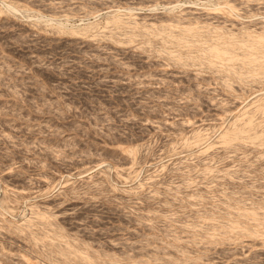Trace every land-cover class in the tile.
<instances>
[{
  "label": "rangeland",
  "instance_id": "obj_1",
  "mask_svg": "<svg viewBox=\"0 0 264 264\" xmlns=\"http://www.w3.org/2000/svg\"><path fill=\"white\" fill-rule=\"evenodd\" d=\"M260 34L264 0H0V264H264Z\"/></svg>",
  "mask_w": 264,
  "mask_h": 264
},
{
  "label": "bare ground",
  "instance_id": "obj_2",
  "mask_svg": "<svg viewBox=\"0 0 264 264\" xmlns=\"http://www.w3.org/2000/svg\"><path fill=\"white\" fill-rule=\"evenodd\" d=\"M232 7V6H231ZM233 8V7H232ZM114 20H112L115 24H119V23H121V21H120V19L119 18H113ZM121 25V24H120ZM183 27V26H182ZM179 29H182V30H180V32L182 33L181 35H175L173 38H174V40L176 41V42H178V43H184V42H186L187 43V37H185V35H190L191 34V36L193 35V37H194V30L191 28V27H185V28H179ZM166 35H168L167 33H166ZM169 35H171V37H168L169 39L171 38L172 39V35L173 34H169ZM256 36V35H255ZM252 37H253V35H252ZM251 37V38H252ZM186 38V39H185ZM228 38V37H227ZM229 38L231 39V36H229ZM165 40V39H164ZM173 40V41H174ZM186 40V41H185ZM192 40H193V38H192ZM231 41V40H230ZM233 42H234V40H232ZM231 41V42H232ZM218 42H220V41H218ZM217 42V43H218ZM232 42V46L234 47V43ZM250 42V44L248 43V45H246L247 47L246 48H248V49H250L249 50V53L246 55V53H245V56L243 57V58H241L240 59V61L242 60V62L243 63H246V64H252V63H254V65H256V68L258 69L259 67L260 68H263L264 69V57H263V59H262V57H261V60H263V61H259L258 60V58L255 56L256 54H254L255 53V51H258V52H260V50L258 49V45H264V36H262L261 37V34H260V36L259 37H256V38H253L252 39V41L250 40L249 41ZM186 43H184L185 45H187ZM192 44V42H190L189 41V44ZM217 43H215L213 46H210V47H208L207 49H205L204 50V55L206 54V56L208 57L209 55H215V60L216 59H220V57H222V56H226L227 57V55L229 54V46H226V45H222V44H217ZM194 44V43H193ZM229 44V43H228ZM211 45V44H210ZM230 45V44H229ZM192 46V45H191ZM245 46V45H244ZM264 47V46H263ZM258 49V50H257ZM263 50H264V48H263ZM263 50H261V51H263ZM202 51H203V49H202ZM206 52V53H205ZM245 52V51H244ZM262 53V52H261ZM203 55V54H202ZM176 60L177 61H180V60H182V57H181V53L179 54H177L176 55ZM209 59H210V57H208ZM207 58V59H208ZM231 58V57H230ZM183 59H185V58H183ZM224 59V58H223ZM211 60H213V57L211 58ZM211 60H209V62H211ZM224 60H226V59H224ZM223 61V60H222ZM229 61H231V59L229 60ZM213 62V61H212ZM247 66V65H246ZM259 66V67H258ZM252 67V66H251ZM253 68H255V67H253ZM259 68V69H260ZM257 69H255L256 70V72H257ZM255 70H254V72H255ZM262 70V69H261ZM233 70H231V72H232ZM263 71V70H262ZM252 72H253V69H252ZM260 72V71H259ZM259 72H257L256 74H258ZM234 74H235V72H234ZM253 76H255L254 74H253ZM238 77H239V75H238ZM240 78V77H239ZM248 125H249V123H248ZM248 125L247 126H244L245 128L247 127L248 128ZM250 126V125H249ZM237 127V126H236ZM245 129V130H247L248 131V129ZM250 128V127H249ZM240 129V131L236 128V131L238 130V132H235V136H239V135H242L243 136V134H241V132L242 133H244L245 131H244V129L242 128H239ZM234 130H235V128H234ZM252 130V129H251ZM232 133H233V131H231ZM230 131H229V133H231ZM226 133V132H225ZM228 134V133H227ZM248 134V133H247ZM226 135V134H225ZM224 135V136H225ZM251 135V134H250ZM264 135V134H263ZM230 136H232L233 137V135H230ZM245 133H244V138H245ZM259 136V135H258ZM262 135H260L259 137H261ZM226 137V136H225ZM228 137H229V134H228ZM232 137H231V140H232ZM247 137V136H246ZM248 137H250V136H248ZM259 137H255V138H259ZM236 138V141H237V137H234L233 138V140ZM242 138V137H241ZM244 138H242V139H244ZM226 139V138H225ZM241 139V140H242ZM223 140V139H222ZM231 140H226V141H230L231 142ZM240 140V141H241ZM226 143H228V142H226ZM241 216H245V217H248V218H250L251 220H253V221H258L259 219H258V217H257V215L255 214V213H253V212H248V213H241ZM260 222V221H259ZM241 226H238L237 224H234V225H232V228L233 229H238V228H240ZM238 230H242V229H238ZM244 231H245V229H243ZM249 229H247L246 231L248 232V234H254L255 236H256V234L253 232V231H251V230H249ZM245 231V232H246ZM251 236V235H250ZM72 251H74V250H72ZM65 253V252H64ZM69 253H72V252H69ZM75 253V252H74ZM82 253V252H81ZM77 255H79V258H80V260H81V263H80V261L78 262V264L80 263V264H94V262H93V259H91L89 256H87V254H81L80 255V253L79 254H77ZM72 257V256H71ZM78 260V259H77ZM97 264V263H96Z\"/></svg>",
  "mask_w": 264,
  "mask_h": 264
}]
</instances>
